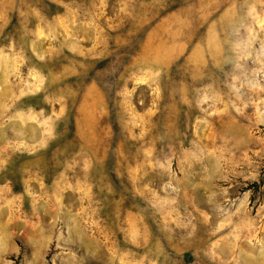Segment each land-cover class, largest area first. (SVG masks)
Listing matches in <instances>:
<instances>
[{"label": "rangeland", "instance_id": "1", "mask_svg": "<svg viewBox=\"0 0 264 264\" xmlns=\"http://www.w3.org/2000/svg\"><path fill=\"white\" fill-rule=\"evenodd\" d=\"M0 264H264V0H0Z\"/></svg>", "mask_w": 264, "mask_h": 264}]
</instances>
